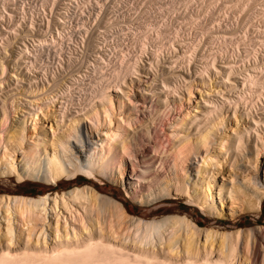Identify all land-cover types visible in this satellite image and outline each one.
<instances>
[{
	"label": "bare ground",
	"instance_id": "bare-ground-1",
	"mask_svg": "<svg viewBox=\"0 0 264 264\" xmlns=\"http://www.w3.org/2000/svg\"><path fill=\"white\" fill-rule=\"evenodd\" d=\"M53 49H14L10 39L0 44V177L58 185L99 174L121 183L138 201L186 197L203 213L223 218L217 203L226 199L241 214L261 212L264 108L257 105L262 79L248 74L237 83L230 78L232 67L217 69L213 60L193 75L182 66L173 69V63L156 68L148 61L141 68L134 59L62 62ZM108 66L113 73L105 78ZM212 71L226 75H220L218 91L212 89L207 99L201 95L195 110H184L198 83L210 88L206 80ZM240 84L252 93L225 97ZM231 117L236 124L228 127ZM44 118L56 126L51 138L38 126ZM190 154L199 158L192 179L185 173ZM225 172L230 173L226 179ZM246 231L199 227L182 215L145 221L86 185L52 198L0 195V264H235V240L244 233L253 237L244 264H264V227ZM198 232L206 242H222L215 256L210 242H196ZM155 237L163 257L153 246ZM179 245L185 261L171 262L168 254Z\"/></svg>",
	"mask_w": 264,
	"mask_h": 264
},
{
	"label": "rangeland",
	"instance_id": "rangeland-1",
	"mask_svg": "<svg viewBox=\"0 0 264 264\" xmlns=\"http://www.w3.org/2000/svg\"><path fill=\"white\" fill-rule=\"evenodd\" d=\"M7 39H10L11 47L14 49L27 47L31 51L40 45L54 48L53 50H58L62 55V62L69 58L79 63L89 61L88 64H95L104 59L108 61L107 57L110 58L109 61L114 60V63H120V59H134L133 61H137L141 68L148 66L151 61L157 63L156 68L168 67L173 63L172 65L176 66L175 68L172 66L173 69L182 66L180 69L190 70L193 74L201 71L213 60L217 69L225 65L232 67L234 71L230 74L232 81L241 83L244 76L251 74L264 82V0H0V44ZM57 60H60L58 56ZM113 66L111 68L108 66L103 71L105 78L111 77ZM210 74L208 79L206 77L207 84L211 81L210 88L209 85L198 83L192 97L183 102L184 110H195L194 107L200 101L201 95L207 99L206 94L212 89L218 91L216 83L222 78L221 76L226 75L216 71ZM139 77L142 81H146L142 75ZM238 88L240 91L235 89L236 91L225 97L235 98L240 93L244 96L252 93V90L244 88L242 84ZM215 94H211V97H215ZM262 96L257 109L264 108V89ZM17 119L16 116L13 120ZM235 124V120L229 118L228 127H233ZM38 126L47 132L49 138L56 129L50 118H44ZM188 158L189 167L186 168L185 173L186 176L188 173L186 178L192 179L199 158H195L193 154ZM259 164L263 167L261 176L264 180L263 156L259 157ZM225 174L226 179L230 173L225 172ZM219 183H221L220 178ZM85 185L95 188L103 195L113 196L125 207L129 215L145 221L161 220L167 215H182L196 225L199 224V227L219 231L244 232L246 229L249 231L258 226L264 227V204L258 218L256 214H241L238 212V207H233L231 202L225 199L223 205L217 203L224 214L223 218H218L188 204L186 197L177 200L163 197L152 202L144 196L138 201L127 195L121 183L108 180L99 174H95L93 178L78 175L74 180H63L58 185L41 180L20 182L14 176L0 177V195L16 194L33 198L47 195L52 198L56 194H63L74 187ZM8 189L17 192L10 193ZM230 209L238 215L230 216ZM70 224L78 227V223L73 221H70ZM80 227L79 225L78 228ZM164 228H160V231H164ZM168 233L169 231H166L164 236L168 237ZM246 235L244 233L236 239L237 241L235 240L238 252L237 258L233 261L235 264H242V261L244 264L245 255L251 252L249 246L253 237ZM164 236L162 241L167 239ZM155 238L154 242L157 243L159 237ZM194 239H197V243L201 241L208 246L211 244L210 246L215 248H212L214 256L216 248L222 247V242L215 238H212L213 242L210 241L211 238L206 242L200 232L195 234ZM156 243H153V246L155 244L158 247L154 246L163 257L162 249L159 248L164 249L165 243L162 247V243L160 246ZM245 244L249 245L248 250L244 249ZM177 249L181 251L178 252L179 254L176 253ZM177 249L168 254H173L172 257L168 256L169 260L172 262L177 257V263L185 261L186 255L182 252V246L179 245ZM199 255L194 258L199 259L203 256L199 257Z\"/></svg>",
	"mask_w": 264,
	"mask_h": 264
},
{
	"label": "trees",
	"instance_id": "trees-1",
	"mask_svg": "<svg viewBox=\"0 0 264 264\" xmlns=\"http://www.w3.org/2000/svg\"><path fill=\"white\" fill-rule=\"evenodd\" d=\"M263 204H264V202H263ZM199 225V224H198ZM200 226V225H199Z\"/></svg>",
	"mask_w": 264,
	"mask_h": 264
}]
</instances>
